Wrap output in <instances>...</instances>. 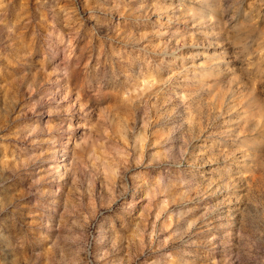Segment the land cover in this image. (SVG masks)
Wrapping results in <instances>:
<instances>
[{
  "label": "rangeland",
  "instance_id": "rangeland-1",
  "mask_svg": "<svg viewBox=\"0 0 264 264\" xmlns=\"http://www.w3.org/2000/svg\"><path fill=\"white\" fill-rule=\"evenodd\" d=\"M0 264H264V0H0Z\"/></svg>",
  "mask_w": 264,
  "mask_h": 264
}]
</instances>
